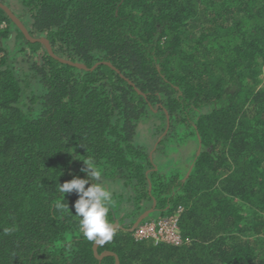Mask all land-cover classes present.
<instances>
[{"label":"trees","instance_id":"16d2710c","mask_svg":"<svg viewBox=\"0 0 264 264\" xmlns=\"http://www.w3.org/2000/svg\"><path fill=\"white\" fill-rule=\"evenodd\" d=\"M16 1L35 41L0 8V264H264V0ZM150 115L168 129L153 150ZM188 141L186 166L155 163ZM88 158L117 223L97 255L59 189ZM152 199L186 209L187 243L134 240Z\"/></svg>","mask_w":264,"mask_h":264},{"label":"clouds","instance_id":"9594fccd","mask_svg":"<svg viewBox=\"0 0 264 264\" xmlns=\"http://www.w3.org/2000/svg\"><path fill=\"white\" fill-rule=\"evenodd\" d=\"M83 163L85 168L82 171L86 172L89 179L73 178L59 186V189L63 196L73 191L78 195L74 209L79 218V228L88 241L103 245L110 242L115 234L114 226L107 218L113 201V190L102 180L93 159L88 158ZM89 180L93 181L90 185ZM86 185L89 186L86 188ZM9 231L8 228L4 229L5 234Z\"/></svg>","mask_w":264,"mask_h":264},{"label":"rangeland","instance_id":"374dc122","mask_svg":"<svg viewBox=\"0 0 264 264\" xmlns=\"http://www.w3.org/2000/svg\"><path fill=\"white\" fill-rule=\"evenodd\" d=\"M0 3L5 5L16 16V18L23 24V26L27 30L26 25L28 24V19L26 18V16H23V10L20 7L19 3L16 0H0ZM13 26L17 27L14 23H13ZM13 26H11L12 29H13ZM17 57H19L18 54H17ZM161 123L162 122H161L160 116L150 115L148 118L144 119L139 124V131H141V134H142L140 139L143 144L148 145V147L149 148L151 147L152 150L159 143V141L164 138L165 133L168 130L165 127L163 131H159L158 128L163 125ZM167 144L168 146L166 145L167 149L165 150V154L167 157L164 159L163 156L159 157L156 155L155 163H157L159 167H161L162 163L165 162L167 159L174 160V165H181L184 167L190 162L192 155L195 154V151H197V149L199 148L198 147L199 145L195 144V142L193 141L191 142L188 141L186 144H181L179 146L175 145L174 143H167ZM171 170L174 172H178V169H159V172L168 176V175H171L170 174ZM190 172H191V169L187 171L186 175L190 174ZM182 174L183 173H181V175ZM140 207H141L140 210H142V212L140 211L141 213L139 212L138 215H136L135 220L140 214L143 213V210L146 209V207L144 208L142 205H140ZM156 215L157 214L154 212L153 214L149 216V218H152L151 216H156ZM120 217L121 216H119L118 218ZM149 218H147L146 220H148ZM122 223L124 225H128L127 221H123Z\"/></svg>","mask_w":264,"mask_h":264},{"label":"built area","instance_id":"2783aa9c","mask_svg":"<svg viewBox=\"0 0 264 264\" xmlns=\"http://www.w3.org/2000/svg\"><path fill=\"white\" fill-rule=\"evenodd\" d=\"M182 212L183 208L178 206L171 215L149 218L135 228L132 237L135 241L151 239L154 245L182 246L187 243L180 235L179 221Z\"/></svg>","mask_w":264,"mask_h":264},{"label":"water","instance_id":"95a60500","mask_svg":"<svg viewBox=\"0 0 264 264\" xmlns=\"http://www.w3.org/2000/svg\"><path fill=\"white\" fill-rule=\"evenodd\" d=\"M0 8L8 15V17L17 26V28L23 33V35L25 36L26 39H28L30 41H35V39H32L29 36V34H28L27 30L25 29V27L23 26V24L16 18V16L5 5H3L2 3H0ZM38 41L41 42L45 46V48L47 49V51L49 53H51L50 47L48 45V42L45 39H38ZM73 65L76 66V67H78V68H84V66L81 65V64H73ZM149 188H150V186H149ZM153 201H154V204L153 205L155 206L156 205L155 200H153ZM154 212H155V210L153 208L152 210H147V211L143 212L142 214H140L136 218V220L134 221V223H133V225L131 227V231H133L142 221H144L147 218H149V216L151 214H153ZM113 226L114 227H117V223H115ZM96 247H97V245L94 244V253H95V255H97L96 254Z\"/></svg>","mask_w":264,"mask_h":264},{"label":"crops","instance_id":"0c3cea01","mask_svg":"<svg viewBox=\"0 0 264 264\" xmlns=\"http://www.w3.org/2000/svg\"><path fill=\"white\" fill-rule=\"evenodd\" d=\"M189 169H178V172L180 173V176H181V173H183L182 174V176L184 177V176H187L186 175V173H187V171H188ZM192 170V169H191ZM168 177H169V175H168ZM150 189V188H149ZM154 199H152V200H146V201H142L141 202V205L145 208L146 207V209L145 210H143V212H145V211H147V210H152L153 208H154V210H155V206L153 205L154 204V201H153ZM156 203V202H155ZM179 206H181L182 208H183V212H182V214L185 212V208L182 206V205H179ZM141 212H142V210H140ZM140 212V213H141ZM156 213V212H155ZM182 214H181V216H180V219H181V217H182ZM152 218H155V217H160V216H158V215H156V216H151Z\"/></svg>","mask_w":264,"mask_h":264}]
</instances>
